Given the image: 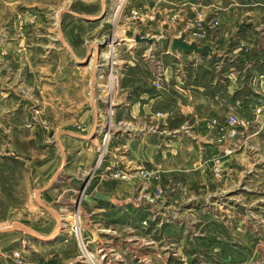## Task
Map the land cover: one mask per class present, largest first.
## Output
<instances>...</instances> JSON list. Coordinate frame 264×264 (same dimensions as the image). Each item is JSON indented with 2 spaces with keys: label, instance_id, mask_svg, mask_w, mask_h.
<instances>
[{
  "label": "rangeland",
  "instance_id": "obj_1",
  "mask_svg": "<svg viewBox=\"0 0 264 264\" xmlns=\"http://www.w3.org/2000/svg\"><path fill=\"white\" fill-rule=\"evenodd\" d=\"M263 27L264 0H0V264H264Z\"/></svg>",
  "mask_w": 264,
  "mask_h": 264
},
{
  "label": "crops",
  "instance_id": "obj_2",
  "mask_svg": "<svg viewBox=\"0 0 264 264\" xmlns=\"http://www.w3.org/2000/svg\"><path fill=\"white\" fill-rule=\"evenodd\" d=\"M255 31L259 32V35L262 38V41L264 42V27L263 28H259V29H255ZM235 33L236 34L238 33V28H236ZM125 40L128 42V40H130V39L127 38ZM150 42H152V41H150ZM150 55L151 54L144 55V58L147 57L146 61L147 60H149V61L152 60V62H153L154 59H152L150 57ZM227 56L228 55H225L224 58L227 57ZM224 60H225L226 64H225V66H223V69L221 70V72H223V74H222L223 78H228L230 80V82H229V85H230L229 90H230L232 88V86H233V78L238 76V69H237L238 57H233V59H224ZM262 61L263 62H261L260 64H252V65H250V67L253 68V69L254 68L257 69L258 67H262V66H264V59H262ZM125 64H129V66H132V65H130V63H126V61H121V65L122 66L125 65ZM218 64L220 66L219 68H221L222 65H220V63H218ZM158 65H159L158 63H154V69H155L154 71L157 70ZM180 72H181L180 74L174 73L175 79L178 80V81H182V79H185V84H186V79H187V76H188V72H183V71H180ZM254 72H256V71H254ZM262 75H264V74H262ZM170 77H171V75H170ZM185 84L183 86H185ZM186 85L187 86L182 87V88L186 89L187 93H190L191 90L194 89V86H192V85L190 86L188 84H186ZM128 90L129 91H127V93L130 94V98L131 99H128L126 102H121L122 104H117V106L123 105L125 108L126 107H131V106L132 107H136V101H135V96H134V92H133L134 89H128ZM137 104H139V103H137ZM137 106H139V105H137ZM176 133L177 134H181L179 132H176Z\"/></svg>",
  "mask_w": 264,
  "mask_h": 264
},
{
  "label": "water",
  "instance_id": "obj_3",
  "mask_svg": "<svg viewBox=\"0 0 264 264\" xmlns=\"http://www.w3.org/2000/svg\"><path fill=\"white\" fill-rule=\"evenodd\" d=\"M186 36H182L180 39L175 41V47L181 49L184 53H190L191 51L195 50V51H199L198 47L199 44L198 43H192V44H188L185 40ZM145 40V39H143ZM148 41V40H146ZM149 42V41H148Z\"/></svg>",
  "mask_w": 264,
  "mask_h": 264
},
{
  "label": "built area",
  "instance_id": "obj_4",
  "mask_svg": "<svg viewBox=\"0 0 264 264\" xmlns=\"http://www.w3.org/2000/svg\"><path fill=\"white\" fill-rule=\"evenodd\" d=\"M232 121H234V122H235V119H233Z\"/></svg>",
  "mask_w": 264,
  "mask_h": 264
}]
</instances>
